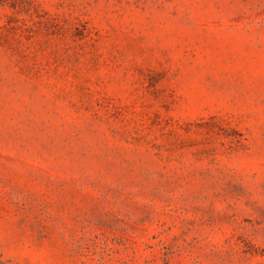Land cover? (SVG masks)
I'll use <instances>...</instances> for the list:
<instances>
[{
  "label": "rangeland",
  "instance_id": "rangeland-1",
  "mask_svg": "<svg viewBox=\"0 0 264 264\" xmlns=\"http://www.w3.org/2000/svg\"><path fill=\"white\" fill-rule=\"evenodd\" d=\"M0 264H264V0H0Z\"/></svg>",
  "mask_w": 264,
  "mask_h": 264
}]
</instances>
